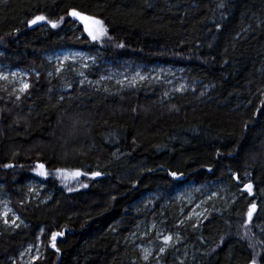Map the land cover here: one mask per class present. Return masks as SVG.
I'll return each mask as SVG.
<instances>
[{"label":"trees","instance_id":"obj_1","mask_svg":"<svg viewBox=\"0 0 264 264\" xmlns=\"http://www.w3.org/2000/svg\"><path fill=\"white\" fill-rule=\"evenodd\" d=\"M73 9L107 36L93 41ZM36 15L63 22L28 26ZM63 48L97 54L98 71L107 61L179 69L195 89L80 83L46 58ZM0 51L30 85L0 83V190L23 221L0 225V264H24L31 243L43 246L32 264H132L138 227L152 223L157 239L172 237L164 264H264V0H0ZM61 167L101 175L71 192L52 176ZM32 179L44 186L37 200ZM212 183L220 195L195 227L177 225L175 200L148 210V195Z\"/></svg>","mask_w":264,"mask_h":264},{"label":"rangeland","instance_id":"obj_2","mask_svg":"<svg viewBox=\"0 0 264 264\" xmlns=\"http://www.w3.org/2000/svg\"><path fill=\"white\" fill-rule=\"evenodd\" d=\"M46 58L55 63L56 74H61L65 70L68 73L73 72L75 80L80 83H93L95 81V77L93 76L100 75L102 79L112 80L116 85H120L123 88L134 89L142 83H148L154 85L153 87L161 89L167 96H171L176 92L194 90L196 84L189 82L179 69L159 65L148 66L131 61H118L117 63L107 61L105 66L98 71V69L96 70L99 66L98 55L76 48H63L50 51L46 53ZM13 73L16 75H13ZM80 73H83V75H80ZM137 73L140 76L146 77V79L141 80L137 76ZM0 74L8 77L6 80L0 79V83L9 82L15 84L13 86L14 90L20 91L22 82L29 84L27 71L11 68L9 65L1 62ZM133 78H135V84H131ZM118 81L121 83H118ZM181 86L184 87L183 91L179 90ZM60 169L68 171L74 169L61 167L52 172V176L62 183L66 191H69V188H72V191L82 189L84 188L82 185H88L90 179L93 178L91 174H88L81 176L78 180H64L57 172ZM28 185L29 197L27 196V200L39 199L44 186L35 179H32ZM220 190V186L213 183L198 186L188 185L174 197L158 196L156 194L148 195L146 203H149V207L152 202L154 203V200H158L160 197H162L163 204H169L173 202L172 200H175L178 203L177 225L190 224L195 227L209 215L212 210L210 204L213 199L220 195ZM152 207H149L148 210H151ZM5 211L8 212L7 217L3 215ZM5 219L8 220L7 224L5 223ZM22 223L23 221L11 204L8 195L0 190V225L10 229H17ZM154 227V223L151 226L141 225L138 227L137 237L134 239L133 244L139 252V258H136L132 264H164L162 254L170 242L165 244V241H161L156 236H153ZM179 239L180 235L176 234L174 240L179 241ZM161 248H164L163 252L160 251ZM145 252L150 253L147 260L144 259ZM42 254L43 246L40 243H31L21 249L19 259L24 264H32Z\"/></svg>","mask_w":264,"mask_h":264},{"label":"snow or ice","instance_id":"obj_3","mask_svg":"<svg viewBox=\"0 0 264 264\" xmlns=\"http://www.w3.org/2000/svg\"><path fill=\"white\" fill-rule=\"evenodd\" d=\"M222 6L223 5H221V7ZM69 15L72 16V17H75L76 19L80 20L84 24L85 31L92 38L93 41L102 40L105 36H107L108 30L104 26V22L102 20L97 19V18H95L93 16L84 15L83 13H81V12L75 10V9L71 10L69 12ZM62 22H63V17H61L58 21H54V20L49 19L45 15H36L32 19H30L27 23H28V26H30V27L38 25V24L46 23V24L50 25L52 28H57V27L60 26V24ZM117 46L118 47H124L123 44H119ZM13 75H16V74L13 73ZM80 75H83V73H80ZM137 76H139V78L141 80L146 79V77L140 76L139 73H137ZM0 79H5L6 80V79H8V77L0 74ZM135 82H136L135 78H133V80L131 81V84H135ZM118 83H121V82L118 81ZM29 87H30V85L28 83L22 82V87H21L20 91L21 92H26ZM179 90L183 91L184 87L181 86V88ZM61 99H63V97H61ZM4 167L11 168V167H15V165H13V164H5ZM34 171H36V173L38 175H40V176H43V177H47L48 176V172L46 171L45 165L43 163H38L36 165ZM57 172L64 180H78L81 176L88 175V173L82 172L79 169L72 170V171L60 169V170H57ZM91 175H92L93 178H95V177L100 176L101 173L97 171V172H93ZM171 175L175 177L177 174L175 172H172ZM237 179H239V177H237ZM65 186L67 187V185H65ZM82 186L83 187H87L86 184H84ZM245 188H246V190H247V192L249 194L252 193V185H251V183L245 185ZM68 190L72 191L73 189L69 188ZM256 209H257V205L255 203H252L250 205V207H249L248 212H247V218H248V222L249 223L251 222L253 214L256 212ZM3 215L5 217H7L8 212L5 211L3 213ZM5 223L6 224L8 223L7 219H5ZM13 223H15V222L13 221ZM62 235H63V233H61V232H54V233L51 234L50 244H51V247L53 249H56V251H59V249L56 247L57 238L62 236ZM171 240H172L171 236H166L164 238L165 244L169 243ZM160 251L163 252L164 248H161ZM149 254L150 253L145 252V255H144V259L145 260L148 259ZM38 258L39 257H37L36 259H38ZM251 264H256V260L253 259Z\"/></svg>","mask_w":264,"mask_h":264}]
</instances>
